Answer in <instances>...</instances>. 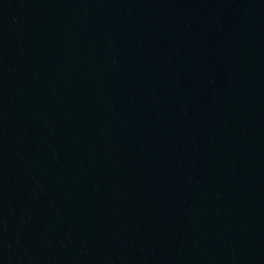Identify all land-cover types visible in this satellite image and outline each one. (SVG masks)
I'll list each match as a JSON object with an SVG mask.
<instances>
[{
  "label": "water",
  "instance_id": "obj_1",
  "mask_svg": "<svg viewBox=\"0 0 264 264\" xmlns=\"http://www.w3.org/2000/svg\"><path fill=\"white\" fill-rule=\"evenodd\" d=\"M0 264H264V0H0Z\"/></svg>",
  "mask_w": 264,
  "mask_h": 264
}]
</instances>
